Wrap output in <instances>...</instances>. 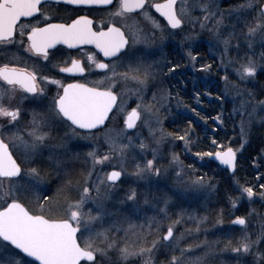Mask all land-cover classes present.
Returning a JSON list of instances; mask_svg holds the SVG:
<instances>
[{"label": "rangeland", "instance_id": "obj_1", "mask_svg": "<svg viewBox=\"0 0 264 264\" xmlns=\"http://www.w3.org/2000/svg\"><path fill=\"white\" fill-rule=\"evenodd\" d=\"M241 1H224L222 11L224 22L221 24L220 38H217L213 31H208L206 36L212 48L209 53L211 56L215 55L213 47L216 42L223 50L221 66L228 79L222 87V95H225L222 99V108L227 110L225 115L232 119V123H236L239 131L240 141L234 148L238 149V159L239 156L244 155L247 145L253 144V135L257 130H261L264 134V125L254 122L245 143V138L241 136L240 120L242 116L247 119L246 113L234 111L239 108L241 101L237 93L243 92V87L239 86H246L255 77L257 78L258 74L264 72L260 70L264 68V56L258 51L264 45L261 43L260 33L257 32L254 37H245L246 35L243 34L240 38L230 37L236 28H233V25L236 26V22L239 24L244 19L248 20L247 15L252 12L251 9H245L243 12L235 11L236 6L243 3ZM209 2L207 1L206 4ZM210 3L212 5L210 11L215 13L218 5L214 1ZM196 7V4L192 5L193 9ZM244 23L246 24L247 21ZM133 28L142 29L140 38L135 43L133 42ZM130 37L132 44L127 55L113 64L111 68L110 83L99 82L95 85L96 88L110 89L118 98L115 110L105 128L96 133L81 135L74 132L71 127L67 129L62 126V133L58 134L52 143L45 144L46 147L52 146L49 154L54 153L58 159L65 162V167L59 170L60 175L65 176L59 181L66 182L70 179L71 184L63 181L54 189L60 194L67 193L65 200L63 201L61 195L57 196L60 201L58 207L53 206L52 208L51 202L45 200L44 197L49 191V181L28 173L27 170L31 165L29 159L34 160L38 157L37 155H40V149L35 152L31 150L30 145L33 138L30 134L26 135V131H7L3 137L8 139V144L17 153L24 171L23 176L13 180L12 184H9L7 180L0 184V207L6 205V201L10 202L12 198H16L23 204H28L30 206L28 208L34 214L54 218L51 215L54 211H58L68 219L70 217L69 206H74L76 201L83 198V203L79 208L81 223H87L89 214L97 216V213H100V215L90 222L89 231L81 228L83 235H80V243L82 246L90 236L97 245H103L100 242L104 237L97 233H103L105 230L110 238L118 241L120 247L127 242L130 247L149 248L154 240L157 241L156 247L150 253L131 256L127 260L121 259L119 255L106 260L103 258L108 255L97 254L103 264H145L149 260L150 264H170L173 255L179 258L178 264H264V239L254 244L249 253L232 252L231 246L228 245L229 241L235 245L244 232H247L251 240H257L258 236L264 232V215L262 216L261 209L258 208L262 204V199L257 196L258 187H255L258 183L255 175L259 172L264 177V150H257L256 162L253 164L248 162L247 171L244 166L245 159L238 162L235 174L230 176L231 198L219 199L217 188L220 178L217 171L214 172L209 168V159L205 158L206 156H198L190 148L199 139L195 135V130L190 126L182 128L188 123V119H194L198 122L197 129H202V131L203 127L206 129L204 121H200L196 113L201 108L203 109L206 103L200 102L199 97L211 103V105L207 103V106L214 108L213 97L204 93L203 84L197 78L199 72L196 68L199 66L196 65V59L193 60L191 57L190 65L183 70L193 75L188 83L191 87L190 92L192 93V89L195 88L199 92H195L198 97H194V104L189 105L190 98L176 96L173 92L176 84L170 85L174 80L172 75L177 70L168 69L171 56L167 46L169 45L168 36L165 33L150 36L145 28H141L139 23L133 21ZM198 40L194 37L191 39V44H198ZM225 40H228L227 45L224 43ZM249 41H252L254 51L249 58L255 60L259 67L254 78L241 81L236 69L249 58H243L242 61L236 60L233 57L235 54L231 53L237 48L239 42L249 43ZM246 51L245 49L244 52ZM137 67L141 69V72L148 68L151 73L146 85L131 78L135 75L132 69ZM119 68H123L124 71L116 75L115 72ZM124 73H128L127 78L123 75ZM178 88L182 91L181 86ZM257 88L262 89V86L253 87L252 92L259 98L261 93ZM146 106H151V111ZM133 108L141 113V117L135 129L129 132L124 123L127 114ZM194 108L196 111L193 110ZM198 114L202 115L201 112ZM217 116L220 119H216V125H223V112L222 115ZM179 129L187 132L184 139H180L181 133H176ZM141 144L144 145L143 148L140 147ZM241 144L244 145L243 148H240ZM84 145L89 146L87 153L95 151L98 156L109 155V159L93 165L92 157L86 153V157L89 158L87 170H84L86 174L82 171L83 176L77 177L76 173L81 172L82 163L78 147ZM121 145H127V147L121 149ZM113 148L115 150L110 152L109 150ZM49 154L45 158L49 159ZM148 160L154 161L153 170H145L138 175L137 165L143 169ZM51 164L56 169L52 160ZM154 169H159V173ZM250 169L254 171L251 175L254 183L251 185L254 186H250L254 192L252 197L243 191L244 185L241 182L242 177H247L245 171L248 174L252 173ZM112 170L120 171L122 174L121 180L116 184H110L107 180V174ZM68 171L73 173L67 176ZM199 178H203L202 181ZM77 179L78 182L80 180L82 182L75 186ZM85 187L89 189V192L83 191ZM97 188L100 189L99 193ZM6 190L9 191L7 197L4 196ZM130 190L136 192L133 200L127 198ZM237 216L244 217L246 225L241 228L233 227L231 224ZM173 221H178V223L173 224ZM129 225L133 227L130 228ZM170 225L173 227V237L170 242L166 243L162 237ZM198 258L201 259L198 260Z\"/></svg>", "mask_w": 264, "mask_h": 264}, {"label": "snow or ice", "instance_id": "obj_2", "mask_svg": "<svg viewBox=\"0 0 264 264\" xmlns=\"http://www.w3.org/2000/svg\"><path fill=\"white\" fill-rule=\"evenodd\" d=\"M70 4H111L112 0H67ZM41 0H0V43L11 42L14 38L17 28V22L21 17H31L34 13L40 11ZM146 0H119L118 7L113 15L124 17L128 13H133L136 10H144L143 15L145 19L151 21V23L159 27L157 21H155L148 11L145 9ZM176 0H163L162 3H153L151 7H154L157 12L161 13L166 19L168 24L173 29L181 28L183 19L177 14ZM211 3L199 4V7L206 13L204 19H208L210 16H216V13L211 12ZM245 9H251L253 11L258 10L260 17L255 25L248 26V36L254 37L257 32L260 33L261 43H264V0H260L259 5H255L253 0H244L243 3L238 4L235 8L237 12H243ZM181 12L187 14L188 8L182 4ZM231 15V12L229 13ZM224 22L223 14L221 13L215 23L221 25ZM204 25L202 24L201 27ZM133 27V26H129ZM235 28V25H233ZM142 29L133 28V42L135 43L140 38ZM219 33V29H216ZM23 25H21L20 35L23 36ZM154 35V34H153ZM29 41V50L42 55L45 59H48V49L54 47L57 43L67 44L69 47L76 44H95L99 48L104 56L111 57L116 56L122 49L128 44V38L125 36L124 31L116 26L108 27L106 31H93L92 21L87 16H80L73 20L71 24L64 23H52L46 24L43 28L33 27L30 32L27 33ZM190 38V37H186ZM225 45L228 44V40L224 41ZM249 47H252V41H249ZM227 50V49H226ZM188 55L194 60L195 57L189 52ZM264 56V53H262ZM92 59V57H89ZM178 65H174L173 69ZM99 68H108L107 64L98 63ZM150 67V66H149ZM204 68H209L210 65H204ZM258 64L252 58H249L246 62L241 63L240 67L236 69L237 74L241 81L254 78L258 71ZM264 71V68L260 69ZM64 72L79 71L83 72L84 68L80 65L79 61L73 60L71 67L63 68ZM135 73L131 78L138 80L142 85L147 84L148 77L151 75L148 68H145L143 72L139 67L132 69ZM125 78L128 77V73L123 74ZM0 79L6 81L9 85L19 84L25 91L30 93L43 92V88H38L36 84V74L28 73L25 70H20L16 67H10L8 64H4L0 67ZM45 80L48 77H44ZM228 77L225 76V80ZM53 83L59 84L57 80H53ZM4 93H0L2 97ZM238 96L241 97L239 108L234 111H242L246 113L247 119L241 117V136L245 138L244 142H247V137L250 134L253 123H259L264 125V99H257L252 90L245 92H238ZM155 99V96L153 97ZM117 96L110 89L102 90L100 88H90L84 84H68L64 86L63 94H58L53 98L54 111L57 117L66 118L67 121H71L72 125L78 126L80 129H95L98 125H103L108 118L109 112L116 104ZM148 110L151 111V106ZM250 109V110H249ZM20 116V109L10 108L0 103V117H7L8 122L12 123L17 121ZM141 117V113L133 108L125 119L127 128H134L136 121ZM216 119H220L219 116ZM33 124L36 121L33 120ZM75 132V129H73ZM30 136L33 138L30 145L33 152L37 151L41 146H45V142L50 138L49 132L41 131L39 126L33 127L29 131ZM184 139V137H180ZM216 141L213 140V144ZM243 144L240 148H243ZM121 149L127 147V145H121ZM144 147L143 144L140 145ZM110 149L109 151H114ZM237 151L231 146H220L218 150L212 152H198V156H214L220 161V163L227 165L229 168L236 169ZM93 159V165L97 163H103L109 159V155L98 156L95 151L87 153ZM176 158L175 156L173 157ZM49 159L52 160L56 166L57 175L59 170L65 167V162L58 159L56 154L50 153ZM153 160H148L145 167L142 169L137 165V174L143 173L145 170H153ZM22 168L17 160L13 157L9 151L8 144L4 139L0 138V184H3L4 180H7L9 184H12L13 178L20 177ZM28 173L34 177L44 179L40 176V172L37 168H29ZM159 173V169H154ZM91 175V173H89ZM121 176L120 171H112L107 174V180L115 182ZM201 181L203 178H199ZM67 184H71V180L66 181ZM264 187V185H261ZM85 193L89 192L88 188H84ZM100 189L97 188L99 193ZM243 191L247 193L249 197L254 195L251 187H244ZM9 191L4 192V196L7 197ZM264 196V193H261ZM136 197L135 190H130L127 198L133 200ZM6 206L0 207V264H34V261L29 260L28 257L35 258L40 264H80L82 258H87L89 261L96 260L97 254L101 256H107L109 250L115 249L121 259L127 260L131 256L142 255L145 252H151L156 247L157 241H153L151 247L134 248L130 247L127 242L123 247H120L116 239L110 238L107 230L103 233H97V235H103L104 239L100 242L104 246L97 245L90 236L82 246L77 233L80 232L83 227L85 231H89L90 222L97 219V216L91 214L87 217V223H81V212L79 208L83 203V198L75 202V205H70V217L68 219H55L46 218L44 215L33 214L23 203L18 199L12 198L11 202H5ZM235 203V202H233ZM163 211V210H162ZM73 221L75 223H73ZM178 221H173V224ZM233 223L239 225H246V220L242 216H237ZM129 227H133L129 225ZM83 235V233H81ZM173 237V227L170 225L166 234L162 237L164 240H168ZM264 239V232H262L257 240H251L247 232H244L237 240L235 245L231 241L228 245L231 246V251L235 253H249L254 244L259 243ZM227 247V246H226ZM201 258H198V260ZM179 258L173 255L171 257L170 264H178ZM145 264H150V260Z\"/></svg>", "mask_w": 264, "mask_h": 264}, {"label": "flooded vegetation", "instance_id": "obj_3", "mask_svg": "<svg viewBox=\"0 0 264 264\" xmlns=\"http://www.w3.org/2000/svg\"><path fill=\"white\" fill-rule=\"evenodd\" d=\"M207 1L216 2L218 8L215 11L216 16L213 18L210 16L206 20L204 19L206 13L199 7V4H206ZM224 1L232 0H176L175 8L177 14L183 19V24L181 28L173 29L168 24L165 17L161 15V13L157 12L154 7H151L153 3H162L163 0H146L145 5V9L148 11L150 16L158 22L160 25L159 27L154 26L151 21L145 19L143 15L144 10L138 9L133 13L126 14L124 17L113 15L118 7L119 0H112V3L107 5L70 4L67 2V0H41L39 12L34 13L31 17H21V19L17 22L16 33L11 42L0 43V67H2L4 64H8L10 67H16L20 70H25L28 73H35L37 87L43 88L44 91L30 93L25 91L19 84L9 85L6 81L0 79V93H4V95L0 97V103H3V105L6 107H18L20 109V116L15 122L9 123L7 117H0V138L4 139L5 143L8 144V139L3 137L7 131H26L27 135L33 127L39 126L42 131L50 133V138L45 142V144H49L58 137V134L62 133V126L66 127L67 129L71 127V129H75V132H78V134L81 135L92 134L103 130L105 127L101 130L93 132L81 131L73 127L64 118L57 117L54 111L53 98L57 97L58 94L62 95L64 86H67L68 84H84L90 88H96L95 85H98L99 82L102 84H109V81H111L109 77L112 71L111 68H113V64L122 60L127 55L131 47L132 39L130 37V32L132 27L129 26H133V21L139 23L141 28H145L150 36L160 33H165L168 36L169 45L167 46L171 55L168 69H173L174 65H178L174 68V71H177L172 75V78L174 79L173 83H170L172 86L176 84V86L173 87V92L176 96H182L185 99H189L192 96V93L190 92L191 87L188 83L190 77L193 75L190 72H183V70L186 69L187 65H190L191 57L188 55V53L191 52L192 55L195 56L197 62L196 65L199 66V68H196L199 72V74L197 73V75H199L197 78L199 81L201 80V84H203L204 93L206 92L207 96L211 98L213 97L214 99V108H212L209 105L207 106V103L209 104L210 102L207 100L204 101V99L199 97L200 102H206V106L204 105V108H201L200 112L206 115L207 113L213 111L214 116H217L218 114L222 115V87L226 81L224 80L225 75L221 66L223 50L222 47H220L216 42L213 47V49H215L213 54L215 55L214 57L211 56L209 53L212 51V48L210 47V43H208L206 40V36L208 31H213L215 36L220 38L219 34H221V25H217L215 21L219 18L220 14L223 13L222 11ZM241 2H244V0ZM253 3L258 6L260 0H253ZM182 4L186 5L188 8L187 14L181 12ZM193 4L197 5L195 9L192 8ZM251 11L252 12L247 15L248 20H246V24L248 26L255 25L260 17L258 10ZM80 16H87L92 21L93 31L96 32L106 31L107 28L111 26L121 28L129 41L125 47V50L120 55L110 58L104 56L103 52L97 48L95 44L84 43L69 47L67 44L61 42L48 49V59H45L42 55H37L36 53L29 50L27 33L30 32L33 27L43 28L46 24L52 23L71 24L73 20ZM246 21L244 19L243 21H240L239 24L238 22L235 23L236 28L230 34L231 38H240L243 35L248 37V26L246 27V24L244 23ZM202 24L204 25L203 27H201ZM21 25H23V31L25 33L23 36L20 35ZM217 28L219 29V33L216 31ZM186 37L190 38L186 39ZM194 37H197L199 40L197 41L198 44L192 45L191 39ZM245 49L247 50L246 52H244ZM258 51L264 53V45L262 46L261 50ZM252 52L254 51L252 50V47H249V43L239 42L237 48L231 54H235L233 55L234 59L242 61L243 58L248 59L251 54H253ZM89 57H92V59ZM73 60L80 62V65L84 68L83 72L62 71L63 68L71 67ZM98 63L107 64L108 68L97 67ZM204 65H210V67L204 68ZM123 71V68H119L115 74L118 75L119 73H123ZM200 76L202 78H200ZM44 77H48V79L45 80ZM53 80H57L60 83H53ZM199 81L197 80V82ZM203 81L204 83H202ZM180 86L182 87V91L181 88H178ZM255 86H262V89L257 88L259 93H261L260 97L257 99H264V72L258 74L257 78L255 77L254 80H251L246 86L243 85L239 87H243L242 91L247 92V90H253V87L255 88ZM205 107H208V109H205ZM33 120L36 121L35 125L33 124ZM262 145V150H264V143ZM8 147L9 151L12 153L13 157L17 160V163L21 165V168L24 171L22 162L17 157V153H15L14 149L10 147L9 144ZM50 147H46V145L41 146L39 148L40 155H37L38 157L34 160L29 159L31 164L30 168H37L40 172V176H44V178L49 181L48 193L52 192L53 190L51 183L53 181H58L61 177L63 178L65 176L60 174L57 175V170L53 168L51 160L45 158L51 150ZM88 148L89 146L87 145L78 147V150L80 151V160L82 161L80 177L83 176V173L86 174L84 170H87V165L89 162V158L86 157ZM248 162L253 164L256 162V159L252 158V160L250 159ZM250 170L252 173H254L252 169ZM23 171L20 177L23 176ZM20 177L13 178V180H17ZM72 195L73 192L70 196L72 197ZM25 207L28 208L30 206L26 204ZM28 209L32 211L30 208ZM80 235L81 230L78 233L79 241ZM107 255L108 257L103 259L107 260L113 256L118 257L119 254L115 249H113L111 252H108ZM97 260H100V257L96 256L95 262H82L81 264L102 263L101 260Z\"/></svg>", "mask_w": 264, "mask_h": 264}, {"label": "trees", "instance_id": "obj_4", "mask_svg": "<svg viewBox=\"0 0 264 264\" xmlns=\"http://www.w3.org/2000/svg\"><path fill=\"white\" fill-rule=\"evenodd\" d=\"M198 90L192 89V96L190 97V102L189 105H193L194 104V97L195 92H197ZM199 93V92H197ZM181 95V94H180ZM194 95V96H193ZM198 97V96H196ZM225 95H223V99H224ZM195 110V108L193 109ZM196 111V110H195ZM200 111L196 112L197 113V117H199L200 121H204L206 129H204L203 127V131L202 129L199 130L197 129L196 126H198V122L195 121L194 119H188V123L185 125H183L182 128L190 126V128H193L196 132V137H198V141L195 145H193L192 147H190L193 151V153L197 154L198 152H209V151H216L218 150V148L220 146H231L233 148H236L238 142L240 141L239 139V131L236 127V123H232V119H230L228 116L225 115V113H227V110L224 109L223 110V125L218 126V124L216 125V118L214 116V112L211 111L209 113H207L206 115L202 114L199 116ZM228 117V118H226ZM187 130V129H186ZM174 132H176V130H174ZM176 133H181L180 137H185L187 135V132L182 131L181 129L178 130V132ZM263 132L261 130H257V132L254 133L253 135V140L252 143L250 145H247L246 149H245V153L243 156H239V161H246V163L244 164V166L246 167V171L249 168L248 165V160H252V158H256L257 155V150H262V138L264 136V134H262ZM213 140L216 141L215 144H213ZM252 145V146H251ZM209 156H206L205 158H208ZM247 164V165H246ZM208 165L210 166L209 168H211L214 172L215 170L218 173V176L220 178L219 181V186L217 188V192L219 195V199L222 198L221 200H225L229 198H231L232 196V191H231V184H230V179L231 177L229 176L228 173L224 172V171H220L214 164L212 163H208ZM241 167V166H239ZM245 171V174L247 175V177H242L241 178V182L244 185V187H250V186H254L251 184H254L253 181L251 180V175H253V173L248 174V172ZM73 173L72 171H68V176L69 174ZM242 173V172H241ZM76 176H80V172L76 173ZM255 179H258V183L255 185V187L257 186V196H259V198L262 199V204L258 206L259 209H261V214L262 216L264 215V196L261 195V193H264V187H261V185H264V178L262 177V175H260V173L258 172L257 175H255ZM64 178V177H63ZM62 179V177L60 178ZM64 181V180H63ZM61 181V182H63ZM61 182L58 181H53L51 183V186H53V190L52 192H50V194L48 193L47 195H45V200H47L48 202H51L52 204V208H54L53 206L58 207V203L60 202L59 199L57 198V196H62L63 201L65 200L67 193H59L57 191H55L54 189L58 187L59 184H61ZM65 182V181H64ZM82 181L80 180L78 182V179L75 181L74 185L76 184H80ZM66 183V182H65ZM225 194V195H223ZM57 199V200H56ZM259 202V201H258ZM57 212V213H55ZM52 217L54 216L55 219H66L65 217H63V214H61L58 211H54L53 215H51ZM48 218V217H47Z\"/></svg>", "mask_w": 264, "mask_h": 264}, {"label": "water", "instance_id": "obj_5", "mask_svg": "<svg viewBox=\"0 0 264 264\" xmlns=\"http://www.w3.org/2000/svg\"><path fill=\"white\" fill-rule=\"evenodd\" d=\"M165 19H166V18H165ZM166 21H167V19H166ZM125 47H126V46H125ZM124 50H125V48L122 49L121 52L118 53L116 56L120 55ZM116 56H111L110 58H114V57H116ZM116 104H117V100H116ZM116 104L113 106L112 110L109 112V114H108V118L105 120L104 124H103V125H98L95 129H91V130H88V129H80L78 126H76V125H72V124H71V121H68V122H69L73 127L77 128V129H79V130H81V131H85V132L98 131V130H100V129H103V128L106 126V124H107V122H108V120H109L111 114H112V113L114 112V110H115ZM64 119L67 121L66 118H64ZM138 121H139V120L136 121V125H137ZM124 124H125V123H124ZM135 127H136V126H135ZM135 127H134V128H127V126H126V124H125V128H126V130L129 131V132L133 131V130L135 129ZM209 160H210L212 163L216 164V165H217L218 167H220L221 169L227 171V172L229 173V175H234L236 169L233 170V169L229 168L227 165H224V164L220 163V161H219L218 159H216L214 156L209 157ZM112 171H114V170H112ZM112 171H110L109 174H110ZM115 171H116V170H115ZM121 178H122V174H121L120 178H119L117 181H115V182L108 181V182H109L110 184H116L117 182H119V181L121 180ZM232 226H233V227H238V228L243 227L242 225H239V224H236V223H232ZM78 233H79V232H78ZM78 233H77V236H78ZM171 239H172V238H170V239H168V240H164V241H165V242H169V241H171ZM28 259L34 261L35 264H40V262H39V261H36L35 258H33V257H28ZM84 261H86V262H90V263L93 262V261H89V260H87V258H82L81 261H80V263H81V262H84Z\"/></svg>", "mask_w": 264, "mask_h": 264}]
</instances>
